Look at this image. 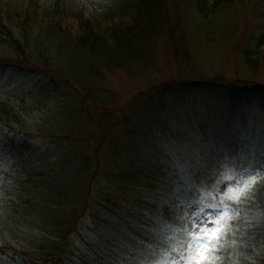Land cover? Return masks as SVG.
Instances as JSON below:
<instances>
[{
    "label": "rangeland",
    "instance_id": "1",
    "mask_svg": "<svg viewBox=\"0 0 264 264\" xmlns=\"http://www.w3.org/2000/svg\"><path fill=\"white\" fill-rule=\"evenodd\" d=\"M7 1L13 10L2 14L0 95L30 105L22 137L52 140L58 160L74 172L86 171V158L63 145L91 138L92 178L98 168L114 169L110 148H120L143 116L133 124L145 137L134 163L158 170L162 182L150 199L175 212L172 222L144 211L150 232L121 233L122 241L94 234L85 219L71 240L73 256L98 253L103 264H213L234 242L245 203L264 181V0L202 12L198 0H164L155 30L131 38L129 49L103 54L58 37L30 0ZM23 21L30 25L24 34ZM153 125L160 128L150 135Z\"/></svg>",
    "mask_w": 264,
    "mask_h": 264
},
{
    "label": "trees",
    "instance_id": "2",
    "mask_svg": "<svg viewBox=\"0 0 264 264\" xmlns=\"http://www.w3.org/2000/svg\"><path fill=\"white\" fill-rule=\"evenodd\" d=\"M30 2L39 13L37 19L45 16L58 37L77 42L80 49L91 54H103L113 47L129 49L134 43L131 38L136 40L147 28L158 27L160 11L164 9V0ZM234 2L237 0H198V8L202 12L211 5L215 11H223ZM10 10L12 3L0 0V39L5 34L2 14ZM27 22L21 23L26 30L22 34L28 31ZM6 63L21 66L20 59H8ZM28 108L31 107L23 98L0 95V145L3 142L6 148V155L0 156V264H93L94 259L103 264L98 253L88 258L85 252L73 256L74 252L69 250L72 237L81 233L85 219L94 234L114 233L121 241V233L125 237V233L140 232L135 229L150 232L151 223L146 216L143 218L144 211L151 212V218L164 215L174 222L173 208L154 205L150 199L153 189H158L162 182L158 170L134 163V151L140 148L139 140L144 136L133 129V124L142 122L143 116L131 125L128 120L130 128L123 144L110 148L114 169L98 168L89 178L93 161L87 149L95 146L93 140L69 141L70 147L63 145L75 152L81 148L78 155L87 161L86 171L67 170L66 163L58 160L52 140L45 138V143H36L32 142L34 137H22L21 125L30 115ZM159 126L166 127V123ZM159 126L153 125L150 135ZM44 134L48 137L50 133ZM242 218L234 242L213 264H264V181L245 203Z\"/></svg>",
    "mask_w": 264,
    "mask_h": 264
}]
</instances>
